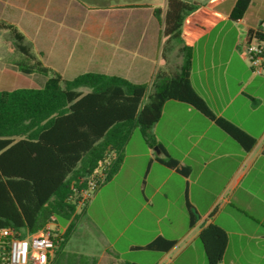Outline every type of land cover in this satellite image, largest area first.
Wrapping results in <instances>:
<instances>
[{
  "label": "crops",
  "instance_id": "crops-1",
  "mask_svg": "<svg viewBox=\"0 0 264 264\" xmlns=\"http://www.w3.org/2000/svg\"><path fill=\"white\" fill-rule=\"evenodd\" d=\"M191 1L202 5L183 26L182 39L192 50L191 85L217 116L254 137L256 145L246 151L194 107L167 101L151 132L190 173L184 176L159 163L155 155H161V150L140 148L133 153V164L136 177L145 172L143 195L137 192L136 180L127 184L128 192L119 193L117 203L122 206L132 198L138 203L141 210L134 221L148 219L142 213L150 208L157 221H179L180 226L172 225L167 232L147 230L121 242L125 230L111 233L104 219L90 212V201L79 246L70 248L74 231L50 264H187L201 259L206 264L199 235L210 223L227 233L221 264H264V75L252 71L245 55L249 35L264 36V0H253L238 21L229 18L236 0ZM156 7L151 1L134 0H0V21L14 24L24 36L26 50L65 79L98 72L149 84L157 72L173 74L182 62L179 44L164 45L167 37L162 36ZM8 37L14 39L8 30L0 29V46ZM10 46L11 52L27 58L16 44ZM22 75L33 76L37 86L33 88L43 87L47 79L41 73L5 67L0 70V91L14 90L10 84L21 82ZM125 160L112 179L119 177ZM187 202L199 214L193 227L186 225ZM158 236L176 244L156 254L137 248ZM132 253L139 260L130 259Z\"/></svg>",
  "mask_w": 264,
  "mask_h": 264
},
{
  "label": "trees",
  "instance_id": "trees-1",
  "mask_svg": "<svg viewBox=\"0 0 264 264\" xmlns=\"http://www.w3.org/2000/svg\"><path fill=\"white\" fill-rule=\"evenodd\" d=\"M252 1L236 0L229 18L242 19ZM201 7L190 0H167L164 16L162 8H154L162 36L167 37L164 45L179 44L182 62L173 74L157 72L149 84L98 72L65 79L26 50L24 36L14 24L0 21V29L8 30L18 49L26 53L27 61L16 67L25 74L47 76L41 88L0 91V228H12L24 236L49 223L65 226L63 232L53 226V232L59 234L56 255L85 213L83 191L91 181L100 186L118 173L126 145L137 128L149 147L161 150V155H155L159 163L189 175L190 168L169 156L151 132L169 100L194 107L246 151L253 149L256 139L217 116L191 85L192 50L182 39L183 26ZM253 36L264 41L259 32L251 33L248 40ZM186 207L193 227L199 214L189 202ZM199 237L208 264H221L228 242L225 230L210 223ZM175 244V240L158 236L137 248L168 252Z\"/></svg>",
  "mask_w": 264,
  "mask_h": 264
},
{
  "label": "rangeland",
  "instance_id": "rangeland-1",
  "mask_svg": "<svg viewBox=\"0 0 264 264\" xmlns=\"http://www.w3.org/2000/svg\"><path fill=\"white\" fill-rule=\"evenodd\" d=\"M114 3H125L128 0H113ZM134 1H141V2H152L157 7H165V1L164 0H134ZM191 1V0H190ZM230 26H233V23H229ZM9 36V35H8ZM11 42L16 44V41L12 39L11 37H8V41L6 43H2L0 46V70L8 67L15 69L16 64L18 62L24 63L27 61V58L21 57L22 55L19 52H11L10 45ZM249 63V62H248ZM23 80L19 82V80H16L15 84H10L9 87L11 89L16 88H33L37 87L33 81L32 75H22ZM9 89V88H8ZM9 91V90H7ZM148 144L144 140L139 128L135 129L133 132V135L126 145L125 153H124V159L125 164L123 167V170L121 171L119 177H116L115 179H111L109 182H106L100 186H98L94 190H90L88 193L87 198L85 199L86 202L84 204L85 213H83L78 220L75 222V232L76 234L73 236L70 248L71 247H77L79 246V241L82 232H85V225L87 220V213L86 208L90 201H93L91 205L90 212L97 213V215L100 218H103L105 221V225L107 228L110 229L111 233H116L118 231L125 230V236L122 239L121 242L126 241L127 238L133 239L134 237H137L140 233H145L147 230H153L155 233H158L159 231L167 232L168 227L172 225L180 226V222L176 221L173 223H169L166 220L157 221L156 218L151 216L150 208L146 209L142 213V217H145V215L148 216V219L140 218L136 221H134L133 216L136 214L137 211L141 210V207L136 203L133 198L131 199V202L123 201L122 206L117 203V197L119 196V193H126L128 192L127 189L129 188L127 184L130 186L134 183H136V180L138 182L137 192L140 196L143 195L142 187L144 186L145 182V172H141V174L137 175L136 177V171L137 166L133 164V153L139 152L140 148H145V150H148ZM155 148V147H154ZM153 154H155L154 151H150ZM135 167V168H134ZM136 190V189H135ZM83 204L79 207L78 211L81 212L83 210ZM89 212V213H90ZM189 224V218L188 223L186 222V225ZM54 227H59L60 232H63V228L65 226L54 224ZM150 232V231H149ZM164 237V236H163ZM121 244V243H120ZM124 244V243H123ZM199 244L201 246L202 254L201 258L203 256V260L205 259L206 264H208L207 257L204 251V247L201 243V240H199ZM148 254H156V251H147ZM130 259H138L137 253H132L129 255ZM151 263L154 261V259L150 258L149 260ZM57 262H60L59 260ZM180 263V262H179ZM58 264V263H57ZM164 264H168V262H165ZM184 264V263H183ZM187 264H202L199 260L196 262H189Z\"/></svg>",
  "mask_w": 264,
  "mask_h": 264
},
{
  "label": "built area",
  "instance_id": "built-area-1",
  "mask_svg": "<svg viewBox=\"0 0 264 264\" xmlns=\"http://www.w3.org/2000/svg\"><path fill=\"white\" fill-rule=\"evenodd\" d=\"M245 55L252 71L264 75V41L253 36L245 44ZM97 187L98 182L91 181L82 193L83 199ZM58 236L53 232V223L24 236L12 228H0V264H50Z\"/></svg>",
  "mask_w": 264,
  "mask_h": 264
},
{
  "label": "water",
  "instance_id": "water-1",
  "mask_svg": "<svg viewBox=\"0 0 264 264\" xmlns=\"http://www.w3.org/2000/svg\"><path fill=\"white\" fill-rule=\"evenodd\" d=\"M155 150L157 153H160V149H158V147H155Z\"/></svg>",
  "mask_w": 264,
  "mask_h": 264
}]
</instances>
